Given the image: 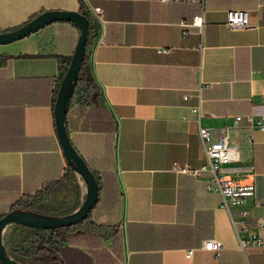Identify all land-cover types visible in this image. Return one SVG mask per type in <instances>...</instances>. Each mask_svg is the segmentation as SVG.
Masks as SVG:
<instances>
[{
	"label": "crops",
	"instance_id": "1",
	"mask_svg": "<svg viewBox=\"0 0 264 264\" xmlns=\"http://www.w3.org/2000/svg\"><path fill=\"white\" fill-rule=\"evenodd\" d=\"M94 7L103 22L85 55L103 102L91 116L89 104L71 98L64 124L99 195L88 220L68 231L64 264H264V242L240 247L221 196L207 190L209 172L172 169L206 163L193 106L210 129L262 113L264 0H0V32L51 10L82 8L93 20ZM233 8L248 10L252 27L228 28ZM195 15L201 30L183 28ZM79 34L56 21L0 44V217L37 194L67 212L84 201L54 119ZM237 141L241 161L226 170L254 183V223L264 216V131L251 149ZM207 239L221 241L217 254L203 248Z\"/></svg>",
	"mask_w": 264,
	"mask_h": 264
},
{
	"label": "built area",
	"instance_id": "2",
	"mask_svg": "<svg viewBox=\"0 0 264 264\" xmlns=\"http://www.w3.org/2000/svg\"><path fill=\"white\" fill-rule=\"evenodd\" d=\"M192 1L202 2V0ZM91 14L94 24L101 25L103 22V10L100 7H94L91 10ZM203 22V15H195L191 22H182L181 25L183 28L195 27L201 30ZM225 23L228 28L233 30L252 27L249 11L242 8L227 10ZM186 34L187 30L183 31V35ZM159 51L165 52L167 49L160 48ZM185 98H188V95ZM191 111L197 118L198 135L203 145L206 163L196 169L174 163L172 169L195 177H198L203 172H209L207 190L217 192L221 196L222 207L229 212L239 237L240 247L245 249L249 245L263 244L264 239L257 230L264 228V216H256L254 223L251 222L254 212L255 185L253 182L244 183L240 178L229 175L226 168L241 161L238 139H242L251 149L254 141V132L264 131V95L262 113L257 115H237L231 125H224L216 129H210L200 124L201 115L198 106H193ZM203 248L217 254L222 248V243L219 240L207 239L203 243ZM193 252L194 249L188 250L186 256H191Z\"/></svg>",
	"mask_w": 264,
	"mask_h": 264
},
{
	"label": "water",
	"instance_id": "3",
	"mask_svg": "<svg viewBox=\"0 0 264 264\" xmlns=\"http://www.w3.org/2000/svg\"><path fill=\"white\" fill-rule=\"evenodd\" d=\"M56 21H68L79 28V38L69 66L59 84L54 104L56 132L65 159L78 176L83 180L86 195L81 205L72 213L64 216H47L27 210L13 209L0 217V263L24 264L14 260L8 253L3 232L10 224H19L28 228L51 229L79 223L86 219L97 203L99 185L88 164L73 146L66 133L65 118L71 94L86 54L89 20L79 11H45L29 20L24 25L8 32H0V44H8L37 32Z\"/></svg>",
	"mask_w": 264,
	"mask_h": 264
},
{
	"label": "trees",
	"instance_id": "4",
	"mask_svg": "<svg viewBox=\"0 0 264 264\" xmlns=\"http://www.w3.org/2000/svg\"><path fill=\"white\" fill-rule=\"evenodd\" d=\"M81 13L85 15L89 20V29L87 44L94 37V23L90 14L80 9ZM71 98L77 101H83L91 106L90 114L94 116L96 114L97 107L102 104L103 98L101 96L99 87L95 83L90 68L87 64V55H85L82 62L80 71L78 73L77 80L75 82ZM46 199L37 194L32 200L25 202H17L18 209L27 210L47 216H64L72 212L62 211L61 215H54L48 213L46 207L42 204L41 200ZM90 215V213H89ZM88 215V217H89ZM88 217L77 224L56 227L51 229H38L32 228L31 234L24 240L22 248H19L13 252H9V255L16 261L24 264H64L65 263V243L67 239V233L73 230L76 226L82 225L88 220ZM1 264V263H0Z\"/></svg>",
	"mask_w": 264,
	"mask_h": 264
},
{
	"label": "rangeland",
	"instance_id": "5",
	"mask_svg": "<svg viewBox=\"0 0 264 264\" xmlns=\"http://www.w3.org/2000/svg\"><path fill=\"white\" fill-rule=\"evenodd\" d=\"M76 185H74V188H76ZM41 202L46 207L48 213L54 215H61V213H64L61 212V209L63 210L65 206H56V203H53L49 198H46L45 200L42 199ZM31 229L32 228H28L19 224L8 225L3 232V241L7 251L13 252L19 248H22L23 244L25 243L24 240L32 232Z\"/></svg>",
	"mask_w": 264,
	"mask_h": 264
}]
</instances>
